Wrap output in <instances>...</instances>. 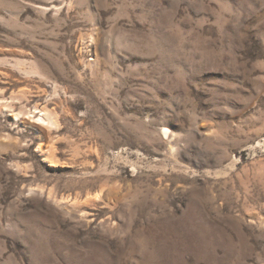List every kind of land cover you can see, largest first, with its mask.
I'll list each match as a JSON object with an SVG mask.
<instances>
[{
    "label": "rangeland",
    "instance_id": "obj_1",
    "mask_svg": "<svg viewBox=\"0 0 264 264\" xmlns=\"http://www.w3.org/2000/svg\"><path fill=\"white\" fill-rule=\"evenodd\" d=\"M0 264H264V0H0Z\"/></svg>",
    "mask_w": 264,
    "mask_h": 264
},
{
    "label": "bare ground",
    "instance_id": "obj_2",
    "mask_svg": "<svg viewBox=\"0 0 264 264\" xmlns=\"http://www.w3.org/2000/svg\"><path fill=\"white\" fill-rule=\"evenodd\" d=\"M163 135H164V136H168V131H167V130H164V131H163Z\"/></svg>",
    "mask_w": 264,
    "mask_h": 264
}]
</instances>
